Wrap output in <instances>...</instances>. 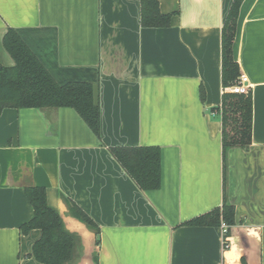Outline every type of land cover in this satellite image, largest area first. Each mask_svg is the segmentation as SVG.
<instances>
[{
	"label": "crops",
	"instance_id": "crops-1",
	"mask_svg": "<svg viewBox=\"0 0 264 264\" xmlns=\"http://www.w3.org/2000/svg\"><path fill=\"white\" fill-rule=\"evenodd\" d=\"M169 26H143L141 0H0V64L15 29L57 82L99 86L97 135L72 107L0 112V264H41L26 189L80 237L66 264H264V0H243L233 47L252 92V143L224 169L222 29L233 0H158ZM94 90V88H93ZM158 146L161 184L142 190L110 151ZM66 198V199H65ZM235 208L220 226L192 218ZM75 203L99 227L75 217Z\"/></svg>",
	"mask_w": 264,
	"mask_h": 264
},
{
	"label": "trees",
	"instance_id": "trees-1",
	"mask_svg": "<svg viewBox=\"0 0 264 264\" xmlns=\"http://www.w3.org/2000/svg\"><path fill=\"white\" fill-rule=\"evenodd\" d=\"M243 0H233L222 29V81L226 88L240 77L234 57L237 22ZM143 26H169L172 14L160 11L158 0H141ZM5 49L14 65L0 64V112L7 107L74 108L97 135L101 130L100 107L94 103L93 84L69 82L60 84L21 38L9 28L4 36ZM252 92L234 93L225 90L222 96L221 121L224 169L227 152L233 147L248 148L252 143ZM111 153L142 190H152L161 184V149L158 146H115ZM26 195L34 208V216L22 224L21 232L40 229L34 243L33 256L41 264H66L76 255L81 242L77 233L69 231L62 216L47 202L44 187H30ZM66 199V198H65ZM71 213L96 234L98 225L75 203L67 201ZM225 221L229 232L235 223V208L225 199L223 206L196 216L187 222L192 226H220ZM229 235V233H228Z\"/></svg>",
	"mask_w": 264,
	"mask_h": 264
},
{
	"label": "built area",
	"instance_id": "built-area-1",
	"mask_svg": "<svg viewBox=\"0 0 264 264\" xmlns=\"http://www.w3.org/2000/svg\"><path fill=\"white\" fill-rule=\"evenodd\" d=\"M250 85L248 77L245 74H241L238 82L231 86L230 90L234 93H247L250 90ZM220 227L223 233V245L225 248H228L230 245L228 239L229 225L225 221H222Z\"/></svg>",
	"mask_w": 264,
	"mask_h": 264
},
{
	"label": "water",
	"instance_id": "water-1",
	"mask_svg": "<svg viewBox=\"0 0 264 264\" xmlns=\"http://www.w3.org/2000/svg\"><path fill=\"white\" fill-rule=\"evenodd\" d=\"M94 90H93V94H94V103L98 104L99 101V86L97 84H95L93 86Z\"/></svg>",
	"mask_w": 264,
	"mask_h": 264
},
{
	"label": "rangeland",
	"instance_id": "rangeland-1",
	"mask_svg": "<svg viewBox=\"0 0 264 264\" xmlns=\"http://www.w3.org/2000/svg\"><path fill=\"white\" fill-rule=\"evenodd\" d=\"M228 239H229V235H228Z\"/></svg>",
	"mask_w": 264,
	"mask_h": 264
}]
</instances>
